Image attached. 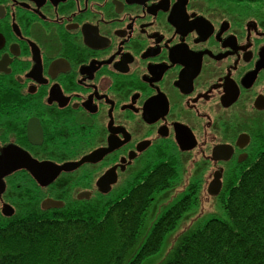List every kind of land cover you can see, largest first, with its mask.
Here are the masks:
<instances>
[{
    "label": "flooded vegetation",
    "instance_id": "af4514ba",
    "mask_svg": "<svg viewBox=\"0 0 264 264\" xmlns=\"http://www.w3.org/2000/svg\"><path fill=\"white\" fill-rule=\"evenodd\" d=\"M263 140L264 0H0V158L92 156L48 185L9 173L0 220L103 207L164 166L224 187Z\"/></svg>",
    "mask_w": 264,
    "mask_h": 264
},
{
    "label": "trees",
    "instance_id": "16d2710c",
    "mask_svg": "<svg viewBox=\"0 0 264 264\" xmlns=\"http://www.w3.org/2000/svg\"><path fill=\"white\" fill-rule=\"evenodd\" d=\"M262 147L247 171L229 174L220 195L228 218H212L184 235L165 264H264V140ZM176 177L165 166L153 171L106 210L33 205L22 218L0 220V264H124L156 195ZM192 197L186 195L165 211L128 264H143L160 250L165 236L197 204Z\"/></svg>",
    "mask_w": 264,
    "mask_h": 264
},
{
    "label": "rangeland",
    "instance_id": "374dc122",
    "mask_svg": "<svg viewBox=\"0 0 264 264\" xmlns=\"http://www.w3.org/2000/svg\"><path fill=\"white\" fill-rule=\"evenodd\" d=\"M207 176L208 174L201 172L178 173V178L175 180L173 187L156 196V200L149 209L148 216L139 234L138 240L126 255L124 264H128L146 243L156 221L170 206L178 202L187 193L188 188H186V186L198 182L202 178H207ZM129 186L130 184L120 186L113 191L109 199H117ZM196 191L197 190H195V192ZM189 193L194 192L191 189ZM198 196L199 200H197V204L187 211L176 227L165 236L160 250L147 257L143 261V264H165L184 235L203 227L212 218H228L220 195L217 197L209 196L205 186L204 189L198 192Z\"/></svg>",
    "mask_w": 264,
    "mask_h": 264
},
{
    "label": "water",
    "instance_id": "95a60500",
    "mask_svg": "<svg viewBox=\"0 0 264 264\" xmlns=\"http://www.w3.org/2000/svg\"><path fill=\"white\" fill-rule=\"evenodd\" d=\"M214 157L218 158L216 156V149L214 150ZM92 159L91 157H84L79 162L76 163H69L64 164L61 166H54L50 168L51 166H48L47 164L43 163H36L31 157L28 155H15L14 161L10 162L6 156L0 158V193L4 192V183L3 178L7 176L12 171H15L20 168H26L28 169L31 174L36 178L37 181H39L42 185H48L50 184L61 172L63 171H71L74 168H77L81 166L84 163L90 162ZM110 172H107L104 178L108 179L111 175ZM222 174L216 172L214 174L213 180L209 183L207 188V193L212 197H217L220 195L222 190ZM102 182V179H100V183ZM103 193H107L110 191V189L107 190H101ZM51 203L45 202V205H50ZM52 206H59L58 204H52Z\"/></svg>",
    "mask_w": 264,
    "mask_h": 264
}]
</instances>
